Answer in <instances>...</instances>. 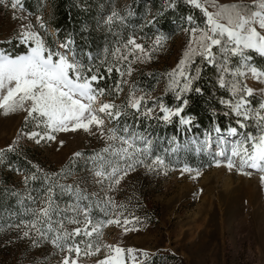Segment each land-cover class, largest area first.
I'll list each match as a JSON object with an SVG mask.
<instances>
[{
    "label": "snow or ice",
    "instance_id": "snow-or-ice-1",
    "mask_svg": "<svg viewBox=\"0 0 264 264\" xmlns=\"http://www.w3.org/2000/svg\"><path fill=\"white\" fill-rule=\"evenodd\" d=\"M185 3L194 9H199L204 17L205 27L201 28L192 15L182 18V23L187 22V27L183 30L189 34V38L176 68L168 74L171 80L166 91L171 93L174 101L169 106L160 97L145 100L148 94L142 90H139V95H135L131 86L126 94L121 95L122 85L128 83L123 79L115 81V88L101 86V81L106 80L103 72H107L110 77L115 70L120 77H123L125 74L123 69L118 64L115 68L109 66L101 69L100 65L94 68L91 64L85 67L74 54H70L73 53V49L69 46L74 44L70 37L61 42L53 41L52 45H49L45 37L39 34L42 29L45 33L47 31L40 15L36 16L34 26L30 19L31 13L16 16L17 10L24 12L21 0H0V4L6 9L10 4L11 18L20 21L18 30L7 41L10 44H18L19 47L12 53L0 52V109L4 110L5 115L22 111L25 125L30 122L33 124V129L25 132L24 135L36 144L45 140H54L55 133L69 130L95 132L101 138L106 136L110 140L118 139L119 149L115 147L102 149V152L111 151L117 157L116 163L107 161L109 169L107 171L99 170L95 163L93 168L89 169L97 178V184L107 179L111 190L112 185L118 184L123 177L135 172L137 168L164 171L168 167L161 155L151 154V141L128 126L117 127L120 118L127 119L131 116L137 121L147 119L165 125L175 123L178 125V130L187 128L190 131L197 119L189 113L192 96L203 98L208 95V91L199 87L197 83L204 70L203 66L207 65L209 70L216 71L215 86L221 89L227 87L229 99L220 96L213 102L212 97L209 96L207 104L210 130L205 133V141L200 143L202 146L208 144L213 139L212 134L215 133L214 138L218 143L213 156L214 165L226 167L229 171L236 170L242 175H251V172L245 169L258 170L261 173L260 183L264 186V98L258 103L256 110L252 111L251 104L245 97L251 96L253 90L241 83L245 78V71L250 72L253 79L264 83V70H258L253 66L249 55L251 51L264 57V15L260 12H252L248 16L249 6L243 2L213 4L212 7L217 9L215 12H209L199 0H185ZM44 6L41 2L40 8ZM258 7L264 9V0H260ZM166 11L167 9L153 15L147 23L154 25L158 22V17L165 15ZM115 15L116 13H113V16ZM225 19L227 24L220 22ZM144 39L150 42L142 45L129 36L123 50L117 47L112 55L116 56V53L120 52L117 61L128 60L131 55L134 60L146 63L161 46L164 37L162 34H157L155 40L148 37ZM196 57L200 58V64L195 63ZM234 57L237 58L235 67L232 66ZM193 67L194 72L191 71ZM132 71L133 69L129 68L128 75H131ZM226 76L236 77V83L226 85ZM104 96L109 98L108 102L102 99ZM117 99L120 100L119 104L116 103ZM216 104L223 109L222 113L217 110ZM220 115L229 120L226 134L222 131L219 122ZM246 121H255L256 134L248 131L245 135L240 131L249 127ZM117 133L122 134L117 135ZM226 137L232 140L230 149L228 147L230 141ZM137 141L142 146H137ZM18 142L19 138L8 146L7 151H15L14 146ZM169 144H172V140ZM221 145L224 147H220ZM203 150L209 151L207 147ZM3 154L0 152V157ZM73 155L76 157L82 154L77 152ZM96 159L103 161L102 156ZM32 167L37 166L32 165ZM37 171L40 170L37 168ZM179 171L182 174L195 171L199 175L198 170L191 169L187 164ZM36 178L35 173L31 177L26 175L25 182ZM48 183V178L45 176L44 184L47 186ZM57 187L62 192L72 191L71 185L52 184L46 187L41 198L43 206L39 213H33L35 219L30 222V227L29 222H23L25 229H28L23 232V236L32 239L33 246H39V239L49 241L63 254L59 264H79L77 258L85 249L90 256L93 252H103V258H97L95 264H126V261L135 259L132 249L125 250L113 245L101 247L99 244L93 245L88 240L93 233L98 234V228L105 223L109 225L115 223L119 226L121 223L119 217L115 220L109 218L101 221L99 225L94 224L91 218V201L87 195H81L79 189L75 193V202L61 209L54 200V189ZM81 199L88 200V203L81 205L79 203ZM97 206L99 207V204ZM61 213H64L62 218ZM68 213L74 215L69 216ZM53 214L58 218V227L55 229L51 227L54 223L51 218ZM65 221L68 224L81 226L69 231L64 226ZM123 223L127 225L128 219L125 218ZM33 230L35 237H30L29 233ZM77 238H80L79 241ZM73 253L77 258H73Z\"/></svg>",
    "mask_w": 264,
    "mask_h": 264
},
{
    "label": "rangeland",
    "instance_id": "rangeland-1",
    "mask_svg": "<svg viewBox=\"0 0 264 264\" xmlns=\"http://www.w3.org/2000/svg\"><path fill=\"white\" fill-rule=\"evenodd\" d=\"M199 2L209 12L217 10L212 7L213 4L250 3L254 5V9L247 12L248 16L252 12H260L264 15V9L258 7L260 0H199ZM21 4L23 5L22 0ZM127 5L128 0H113L111 12L119 16L121 11H127V16H131ZM28 14L25 8L23 13L19 10L16 12L18 17ZM37 15L43 17L39 13L31 14L30 19L34 26ZM103 16L104 9H101L99 18ZM11 17L10 4L8 9L0 4V52H6V48L4 49L2 45L7 43L20 25L19 20H13ZM220 22L227 24L226 19ZM204 27L205 25L201 28ZM256 27L259 31L258 26ZM43 31L42 29L39 34L42 35ZM156 35L151 40H155ZM163 37L161 46L154 52L151 60L140 63L129 55L125 66L126 77L130 76L129 68L133 69L132 72L141 68L146 72L152 69L159 72V80L155 83L154 90L147 93L145 100L161 97L167 92L166 88L171 80L168 74L176 68L184 53L189 34L182 30ZM133 39L142 44L140 39ZM250 63L255 66L252 60ZM233 78L234 84L236 77ZM241 83L253 90V94L245 99L249 100L251 110L255 111L258 103L264 98V83L253 79L251 73L247 71ZM134 94L139 95L140 92ZM102 99L105 102L109 100L105 96ZM245 123L249 124V127L240 131L245 135L248 131L256 134L255 121ZM32 129L31 122L25 125L22 111L5 115L4 110L0 109V152L8 149V146L19 138V142L14 146L15 149L19 151L28 149L33 158L43 164L49 173L56 174L60 184L71 185L72 189L75 191L79 189L83 195L107 197L110 200V209L104 216L106 218L94 224L99 225L101 221L109 218L115 220L117 217L121 223L119 226L115 223L111 225L105 223L99 227L98 234L93 233L88 237L93 245L99 244L101 247L113 245L125 250L132 249L135 259L126 261V264H264V186L259 179L261 173L258 170L245 169L251 172V175H242L236 170L229 171L223 166L216 167L213 156L218 142L214 135L213 139L204 146L200 142L205 141V134L202 137H188L183 144L172 138H170L171 145L170 140L162 141L167 151L191 149L196 155L203 153L206 156L205 161H198V164L189 166L193 170H198L199 175L195 171L182 174L179 171L181 167H173L169 164L164 171H148L140 167L123 177L118 184L112 185L110 190L109 181L104 179L97 184V178L89 169L93 168L95 163L99 170L107 171L105 166L108 158H112L110 161L116 163L117 157L111 151L102 152V149L106 147L119 149L118 139L110 140L106 136L101 138L95 132L69 130L55 133L54 140H45L36 144L24 135ZM134 131L137 132L135 129ZM120 134L122 133H117ZM141 135L152 142V138L148 135ZM228 139L230 149L232 140ZM136 143L137 146H142L139 141ZM204 147L209 151H204ZM85 149L92 151L88 169L79 175L68 173L66 163L70 157L74 158V153H80ZM99 156L103 157V161L96 159ZM13 179L19 182L22 180L17 174ZM42 206L41 200L37 205L38 213ZM125 218L129 221L127 225L123 223ZM64 226L70 231L81 225L64 222ZM56 227L58 221H55V226L52 228ZM23 232L19 238L22 239L23 244H26L25 241L29 237H24ZM32 234L35 237L34 230L29 236ZM11 240L13 238L9 240L6 234H0V264H30L36 261L40 264L47 261L59 264L62 259L63 254L49 241L47 244L44 241L39 242L42 246L38 247L33 246L30 241L32 246L30 245L31 248L28 249L18 246L16 237L14 241ZM73 258H77L75 253ZM97 258L102 259L103 252H93L90 256L85 249L77 259L79 264H95Z\"/></svg>",
    "mask_w": 264,
    "mask_h": 264
},
{
    "label": "trees",
    "instance_id": "trees-1",
    "mask_svg": "<svg viewBox=\"0 0 264 264\" xmlns=\"http://www.w3.org/2000/svg\"><path fill=\"white\" fill-rule=\"evenodd\" d=\"M41 2L45 5L42 9L40 8ZM22 3L28 13L42 14V20L47 29L46 33L43 31L42 36L45 37L49 45H52L53 41L61 42L70 37L74 44L69 47L73 49L75 58L78 61H82L85 67L91 64L94 68L96 65H100L101 69L109 66L115 68L118 64L124 73L127 70V67H125L127 60L117 61L120 52H117L116 56H113L112 53L117 47L123 50L129 36L140 39L142 44L146 45L150 41L144 39L145 37L152 39L158 33L170 36L182 31L187 27V22L184 21L182 23V18L188 15H192L200 27L204 26V17L199 9L192 8L185 3V0H128L127 10H130L131 16H127V11H121L119 16H113V12H111L113 0H22ZM169 5L172 6L169 7ZM247 5L249 6L248 12L254 9L253 4L247 3ZM101 9H104V16L99 18V10ZM165 9H167L165 15L158 17V22L154 25L147 23L148 19H151L153 15L165 11ZM148 16L150 17L148 18ZM2 46L4 49L6 48L5 51L8 53L14 52L15 48L19 47L18 44L10 43ZM249 55L254 65L264 70V57H260L257 53L251 51ZM236 59L235 57L233 58V67L236 66ZM195 63H201L199 57L195 58ZM203 68L204 70L197 83L199 87L208 91V95L203 98L196 95L192 96L189 104V113L196 116L197 119L190 131L187 128L178 130V125L175 123L165 125L155 120L141 119L137 121L131 116L127 119L120 118L117 127L128 126L132 130L135 129L139 134L151 137V154L161 155L166 163L173 167H182L185 164L193 166L196 163L198 164V161H205L206 156L203 153L196 155L191 149L167 151L165 143L162 142L172 138L183 144V141L188 137H202L206 131L210 130L207 104L209 96L212 97L213 102H215L216 97L220 96L226 100L229 99L227 87L221 89L215 86V69L209 70L207 65H204ZM191 71L194 72L195 68L193 67ZM102 74L106 77L105 81H101V86L104 87L115 88V81L118 79L128 82L122 85L123 92L121 95L127 93L129 86L134 89V93L140 92L139 90L144 93L152 92L155 88V83L159 80V72L156 69L148 72L142 68L137 69L129 77H126L125 74L120 77L115 70L110 77H108L107 72ZM233 80V76H226L225 84L232 85ZM160 98L169 106L174 103L170 92H165ZM116 102L119 104L120 100L117 99ZM216 108L222 113L223 109L219 104H216ZM219 122L222 126V131L226 133V128L229 125L228 118L220 115ZM233 126H235L234 121ZM1 152L4 154L0 157V234H6L9 240L13 238L11 241H14L16 237L18 246L30 249L32 246L30 241L32 242V239L28 238L30 240L27 239L25 241L26 244H23L22 239L19 238L21 237V232L27 230L23 222H30L35 217L33 213H38L37 205L42 200L45 188L52 184L60 183L56 176L49 173L43 164L33 158L28 149L24 151H19L18 149L7 151V149H3ZM80 153L82 154L81 156L70 157V160L66 163L67 172L72 175H79L89 167V156L92 155V151L85 149ZM111 159L108 158L107 161ZM107 161L105 169L109 170ZM32 165L37 167H32ZM10 168L11 170H9ZM37 168L40 170L39 172ZM33 173L36 174L37 178L28 179L25 182V176L31 177ZM16 174L21 176L22 180L20 182L13 179ZM45 176H47L49 181L47 186L44 184ZM54 192V200L60 208H64L67 204L74 203L76 200V196L73 194L76 193L74 189L69 193L68 191L62 192L57 187ZM81 195L83 194L81 193ZM87 197L92 204L91 218L93 222L106 218L104 216L110 209V200L105 199L101 195H87ZM79 203L84 205L88 203V200L81 199ZM98 204L99 207L97 206ZM63 215L64 213H61V218ZM68 215L72 216L74 214L68 213ZM51 218L54 221L52 224V227H54L58 218L55 214ZM30 237H34V234ZM79 239L77 238V241ZM39 240H41L39 242L44 241L47 244V241ZM39 245L42 246V243H39ZM30 264L40 263L36 261ZM41 264L55 263L47 261Z\"/></svg>",
    "mask_w": 264,
    "mask_h": 264
}]
</instances>
